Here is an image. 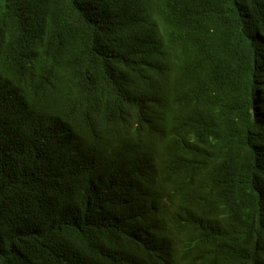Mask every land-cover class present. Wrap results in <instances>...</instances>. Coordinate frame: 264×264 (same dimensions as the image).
<instances>
[{
  "label": "trees",
  "instance_id": "16d2710c",
  "mask_svg": "<svg viewBox=\"0 0 264 264\" xmlns=\"http://www.w3.org/2000/svg\"><path fill=\"white\" fill-rule=\"evenodd\" d=\"M0 264H264V0H0Z\"/></svg>",
  "mask_w": 264,
  "mask_h": 264
}]
</instances>
